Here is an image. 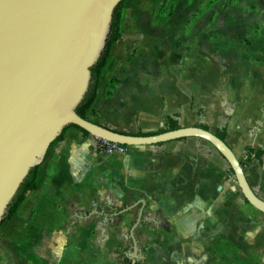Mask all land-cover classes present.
<instances>
[{"label": "crops", "instance_id": "obj_1", "mask_svg": "<svg viewBox=\"0 0 264 264\" xmlns=\"http://www.w3.org/2000/svg\"><path fill=\"white\" fill-rule=\"evenodd\" d=\"M164 1L124 8L122 39L101 70L89 118L131 135L163 130L169 116L214 133L227 123L240 162L248 146L264 150V0L223 9L219 0L192 18L187 0L162 15ZM234 8L246 18L237 36L224 30L236 23ZM229 166L198 137L116 155L70 127L40 164L38 189L2 224L0 264H125L143 204L114 223L104 224L102 212L140 200L152 218L136 229L142 264H264V212L244 198ZM244 171L264 199V153Z\"/></svg>", "mask_w": 264, "mask_h": 264}, {"label": "water", "instance_id": "obj_2", "mask_svg": "<svg viewBox=\"0 0 264 264\" xmlns=\"http://www.w3.org/2000/svg\"><path fill=\"white\" fill-rule=\"evenodd\" d=\"M122 0H0V223L32 168L69 125L96 138L125 145H150L198 137L225 158L244 198L264 212V199L251 187L240 160L211 130L182 126L152 135L115 131L80 116L76 109L91 82V68L105 47L115 8ZM142 203L131 230V264L144 257L136 237L144 200L104 211V224Z\"/></svg>", "mask_w": 264, "mask_h": 264}, {"label": "trees", "instance_id": "obj_3", "mask_svg": "<svg viewBox=\"0 0 264 264\" xmlns=\"http://www.w3.org/2000/svg\"><path fill=\"white\" fill-rule=\"evenodd\" d=\"M134 0H122L117 7L115 8L114 14H113V19L111 22L110 26V31L107 36L106 44L105 47L102 51V54L97 61V63L91 68L92 76H91V82L89 89L82 100V102L79 104L77 107L76 111L77 113L84 117L88 118V112L91 111L92 105L95 101L96 95H97V90H98V83H99V78L101 74V70L103 66L106 64V61L110 55L111 47L113 44L120 42L122 39V33H121V18H122V12L124 8L131 3ZM180 0H165L162 8V15H168L172 14L175 6ZM218 0H212V2H209L208 5L209 7H212L215 5V3ZM96 122V121H95ZM97 124H100L96 122ZM196 126L204 128L206 130H210L209 126L207 124H197ZM70 127H77L80 128L77 125H69L67 126L62 134L51 144L54 145L58 141H61L64 138L65 131L70 128ZM180 123L177 119L173 118L172 116H169L166 120V125L163 130H158L156 132H143V131H138L136 133H133V135H152V134H157L161 133L166 130H174L180 128ZM82 129V128H80ZM87 135L94 137L92 134H90L88 131L82 129ZM124 133V132H123ZM128 134V133H124ZM218 137H220L222 140L226 141L228 137V132H227V123H225L222 127L218 129V131L215 133ZM95 138V137H94ZM183 139V138H181ZM50 146V147H51ZM264 153V150H258L255 152L254 148L252 146L247 147V159L243 162H241V165L244 167L250 165L253 161L254 158L261 159L262 155ZM40 164L35 166L34 168L31 169L29 175L27 178L24 180L22 183L21 187L19 188L17 194L15 195L14 199L12 200L11 204L9 205L8 211L6 215L4 216L2 222L0 223V228L2 224L5 221L10 220L18 211V208L21 206L23 201L25 200L27 193L33 190L38 189V183H37V178H38V172H39ZM229 172L233 173L232 168L229 166ZM1 238V235H0ZM145 262V259H141L136 262V264H142ZM132 260L126 259L125 264H131Z\"/></svg>", "mask_w": 264, "mask_h": 264}, {"label": "rangeland", "instance_id": "obj_4", "mask_svg": "<svg viewBox=\"0 0 264 264\" xmlns=\"http://www.w3.org/2000/svg\"><path fill=\"white\" fill-rule=\"evenodd\" d=\"M233 1L235 2L238 0H220V7L223 9L224 6H226L227 4H230ZM209 2H212V0H187V3H188L187 8L192 6V9L188 10V11H191L190 14H188L190 17L189 16L188 17L192 18L195 15L205 13L210 8L208 5ZM219 10H218V12H219ZM183 14H186V11L183 12L182 15ZM234 14L236 15V18L234 19L236 23H234L233 26L230 25L229 28L227 27V25H225L224 30L225 31L226 30L234 31L235 35L237 36V35L241 34L244 31V29H246V26L244 24V22L246 21V18L243 15L244 12H239L238 9H235ZM190 23H191V20L189 21L188 24H190ZM88 118H89V116H88Z\"/></svg>", "mask_w": 264, "mask_h": 264}, {"label": "built area", "instance_id": "obj_5", "mask_svg": "<svg viewBox=\"0 0 264 264\" xmlns=\"http://www.w3.org/2000/svg\"><path fill=\"white\" fill-rule=\"evenodd\" d=\"M98 141L99 147H101L106 153L109 154H121L127 148V145L121 143L109 142L100 138H98Z\"/></svg>", "mask_w": 264, "mask_h": 264}]
</instances>
